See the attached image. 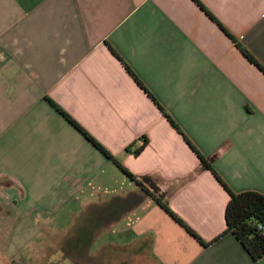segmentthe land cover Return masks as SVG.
<instances>
[{
  "label": "crops",
  "instance_id": "1",
  "mask_svg": "<svg viewBox=\"0 0 264 264\" xmlns=\"http://www.w3.org/2000/svg\"><path fill=\"white\" fill-rule=\"evenodd\" d=\"M200 1L264 65V0ZM218 22L194 0H0V264H36L24 251L75 264H264L225 233L228 190L185 138L231 190L264 195V72ZM49 99L150 176L209 244ZM142 137V153L127 152ZM78 201L85 215H64ZM94 224L109 239L91 253Z\"/></svg>",
  "mask_w": 264,
  "mask_h": 264
},
{
  "label": "trees",
  "instance_id": "2",
  "mask_svg": "<svg viewBox=\"0 0 264 264\" xmlns=\"http://www.w3.org/2000/svg\"><path fill=\"white\" fill-rule=\"evenodd\" d=\"M194 1H196L198 5H200L203 9H205V11L211 18L215 19V21L218 22V19L211 12L207 11L205 6L203 5L204 3H202L200 0ZM218 23L220 24V22ZM220 26L230 36V38L242 51L245 57L264 72V65L250 53V50L242 46L233 33H231L223 25L220 24ZM126 67L137 79L136 81L142 86V83L140 81L141 79L136 74H134L128 66ZM143 88L146 89L145 87ZM147 92L151 95V98L160 107V109L164 111V108L158 103L153 94L149 90H147ZM49 101L51 102V104H53V106L56 107V109L62 114V116H64L88 139V141H90L98 150H100L107 157V159H109L113 164L121 169L123 174H125L131 180L137 182V184L141 186L146 193L151 195L158 202V205H160L171 217H173L178 223H180L182 227H184L203 245L209 244V242L207 243L201 237H199L198 233L189 225H187L183 221V218L170 208L166 195L160 191V188L153 182L150 176H138L137 174L133 173V171L127 168L120 159H118L110 150H108L105 145L99 142L98 139L92 136L90 132L82 127L75 118H73L69 113L62 109V106L51 99H49ZM166 116L175 126V128H177L181 133L184 134V132L179 128L180 126L170 117V115L166 114ZM185 138L192 149L199 154L203 168L212 170L215 174V177L220 180L228 190L227 192L230 196V199L228 206H226L227 228L225 230V233L229 232L234 234L254 259H262L264 257V195L259 191L234 192L233 190H231L230 187L221 180L218 172L215 170L213 165L214 157L204 156L192 144L193 142L190 139H188L186 136ZM140 139L143 141V144L141 146H138V139L127 147V152H132L135 155L139 156L149 142L146 137H142ZM217 239H215L214 241L212 240V242H215Z\"/></svg>",
  "mask_w": 264,
  "mask_h": 264
},
{
  "label": "rangeland",
  "instance_id": "3",
  "mask_svg": "<svg viewBox=\"0 0 264 264\" xmlns=\"http://www.w3.org/2000/svg\"><path fill=\"white\" fill-rule=\"evenodd\" d=\"M137 145L139 146L138 142H137ZM114 169H117V168L114 165H111V167L109 169L110 170L109 171L110 172V179H111L112 183L113 182L115 184L119 183V185L121 186L122 183H120L121 182L120 180H121L122 177H119L118 176L119 179L117 180V175L116 176H112V173L111 172H115ZM122 187H124V186L122 185ZM82 202L83 201H78L76 204L70 206L68 209H66L64 211V215L68 212L67 214L69 216L75 215L74 218H76V219L84 216L85 215V213H84L85 210H84V208L82 206ZM89 209H90L92 215L93 216H96V218H98V216H99V208L98 207H95L94 205H91V207L90 206L87 207V210H89ZM112 211H114V210H112ZM112 211L108 212V217H112V214H113ZM111 231H112V228H111L110 232ZM73 233L75 235L76 234L81 235L80 233H82V232H80L79 230L75 229ZM97 233H99V229H98L97 225H95L94 227H92L91 233L89 235V236H92V237H95V238L94 239H91L90 241L88 240V242H89L88 243V245H89L88 250L91 253H96V251H97L96 249L100 248L101 245H103L104 243L105 244L108 243V239H109L108 236H105L104 239L98 240V238H96L97 237ZM77 242H74V244H73L74 247H76L77 245L80 244V241L79 240H77ZM27 253H28L27 251H24V252L19 253V257L22 258L27 263L35 262L36 261V264H75V262L72 259L64 258L63 255L62 254H59L58 252H54L51 255H48L47 254L45 258L35 257L34 255L31 256V255H28ZM99 258L100 257H96V258H95V256L92 257L93 260L99 259ZM89 259H91V258H89ZM91 263H92V261H91Z\"/></svg>",
  "mask_w": 264,
  "mask_h": 264
},
{
  "label": "built area",
  "instance_id": "4",
  "mask_svg": "<svg viewBox=\"0 0 264 264\" xmlns=\"http://www.w3.org/2000/svg\"><path fill=\"white\" fill-rule=\"evenodd\" d=\"M138 144H139V146H141L143 144V141L141 139H139Z\"/></svg>",
  "mask_w": 264,
  "mask_h": 264
}]
</instances>
